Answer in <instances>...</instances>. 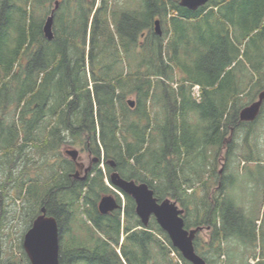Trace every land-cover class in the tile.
<instances>
[{
  "label": "trees",
  "instance_id": "1",
  "mask_svg": "<svg viewBox=\"0 0 264 264\" xmlns=\"http://www.w3.org/2000/svg\"><path fill=\"white\" fill-rule=\"evenodd\" d=\"M55 2L48 41L42 26ZM131 10L111 0H0L2 186L32 208L29 227L42 207L56 220L59 264H189L153 218L140 223L127 195L123 206L117 195L116 210L98 212L100 198L113 193L112 160L121 178L179 204L185 229L209 230L206 264L225 253L232 261L223 245L245 239L246 228L227 203L232 178L215 168L222 148L230 168L226 137L255 122L238 115L264 88V0H210L196 12L177 0H141ZM155 20L165 25L162 36ZM64 146L97 159L84 179L60 153ZM195 181L203 195L193 199L185 187ZM193 245L197 253L196 237Z\"/></svg>",
  "mask_w": 264,
  "mask_h": 264
},
{
  "label": "rangeland",
  "instance_id": "2",
  "mask_svg": "<svg viewBox=\"0 0 264 264\" xmlns=\"http://www.w3.org/2000/svg\"><path fill=\"white\" fill-rule=\"evenodd\" d=\"M111 1L113 5H116V2H119L122 7L124 6V3H128L129 8L132 10L139 7L141 2V0ZM159 29L162 32L165 29V25L160 23ZM249 89L250 86H245L243 93L240 94L239 97L242 99V103L248 101L246 95L249 92ZM127 99L128 101H134L135 98L129 96ZM261 110V114L255 122L252 123V126L239 130L233 136L232 140L229 136L226 137L224 144H230L231 151L233 152V157L231 156L228 161L230 162V168L228 167L229 165H226V161L223 160V155L226 152L225 148L221 149L218 156L219 159L216 163L215 169L218 172V175L229 176L228 182H230L232 178L231 181H233V184H228V189L226 191L224 190L228 198L227 203H231L232 208L241 211L244 218L243 223L246 228L245 239L236 237V240L232 239L227 245L226 243H224V245L222 244L225 249L227 248V254L233 262L228 260L225 253V256H221L220 258L221 264H257L258 260L264 262V107H262ZM193 121L194 123L198 122L196 117H194ZM249 128L250 130L247 132V129ZM151 148L155 149V145L151 144ZM72 149L76 148L64 146L63 148H60V153L62 155L64 153V158L70 159V157L65 154V151ZM76 150L78 151V157L76 160L77 167L74 174L77 173V178H83L88 175L92 164L97 162L93 161V156H90L79 149ZM3 162V165L0 164V199L2 202L0 204V264H8L9 261L14 264H23L22 252L24 251L22 249V239L24 233L29 227L32 208L28 207V204L22 199H17L15 197L14 189H10L9 192L7 191L6 193V189H4L2 184H5L6 181L7 165L5 160H3ZM30 166L34 167L35 170L39 164H33L32 161ZM87 167L90 168L89 171L85 173L84 169ZM99 168L104 170V165L100 163ZM219 171L221 173H219ZM45 172L47 173V171ZM31 173L33 172L31 171ZM44 174L45 173L42 172V175ZM42 175L40 178H42ZM149 176L150 175L148 174V177ZM24 177H27L26 174L23 178ZM205 177H207V175H205ZM12 185L14 186V183ZM12 185H10V187H12ZM192 185V188L185 187L186 195L193 196V199L194 195L197 197L202 196L203 191L200 188L199 183L195 181ZM1 187H3L5 191ZM109 187L112 189L113 193H108L106 195L113 197L115 201L116 196L118 195L123 206L124 198L122 192L110 185ZM216 187L217 185H213L211 191ZM177 205L179 206V204ZM81 221L82 220L75 221V223L77 222L80 224ZM75 223L72 224V226L75 231H77L79 230V226H76L78 224ZM236 224L237 223L234 221V223H230V227H234ZM209 238V230L207 231V229L201 230L196 235L198 243L197 254L200 257H202V248H205V243L209 241ZM171 255L174 260L179 262L176 254L172 253ZM213 259L218 262L216 257H213Z\"/></svg>",
  "mask_w": 264,
  "mask_h": 264
},
{
  "label": "water",
  "instance_id": "3",
  "mask_svg": "<svg viewBox=\"0 0 264 264\" xmlns=\"http://www.w3.org/2000/svg\"><path fill=\"white\" fill-rule=\"evenodd\" d=\"M180 7L190 12H196L205 6L210 0H177ZM54 4L50 15L45 19L42 26L43 36L48 40L53 38V12L57 8ZM153 28L157 35H161L159 21L153 22ZM264 103V88L257 96V100L244 107L238 115L239 121L248 123L256 120ZM130 107L134 106L133 101H129ZM65 154L72 161L77 160L78 151L76 149L66 150ZM97 159H94V162ZM112 171L109 174V183L118 191L130 197L135 204V214L143 226H147L150 218H153L159 228L168 237L171 246L178 251L181 257L190 264H206L194 248L193 242L196 234L202 228L185 229L182 218L183 210L178 208L175 201L169 198L158 201L154 197L153 191L146 183H136L132 180H125L120 177L115 170L114 161L106 162ZM89 169L85 170L87 173ZM77 177V173L74 174ZM85 177L81 178L84 179ZM119 205L111 196L105 195L100 198L97 210L100 214L106 215L116 210ZM22 249L28 259L29 264H59V230L56 220L46 215L45 208H40V213L33 219L30 227L23 235Z\"/></svg>",
  "mask_w": 264,
  "mask_h": 264
},
{
  "label": "built area",
  "instance_id": "4",
  "mask_svg": "<svg viewBox=\"0 0 264 264\" xmlns=\"http://www.w3.org/2000/svg\"><path fill=\"white\" fill-rule=\"evenodd\" d=\"M191 95L195 100H199L200 99V88L197 85H193L191 87Z\"/></svg>",
  "mask_w": 264,
  "mask_h": 264
},
{
  "label": "flooded vegetation",
  "instance_id": "5",
  "mask_svg": "<svg viewBox=\"0 0 264 264\" xmlns=\"http://www.w3.org/2000/svg\"><path fill=\"white\" fill-rule=\"evenodd\" d=\"M77 157H78V156H77ZM75 163H76V167H77V162H75ZM87 168L89 169L90 167H87ZM87 168H86V169H87ZM86 169H84V172H85ZM87 172H88V171H87Z\"/></svg>",
  "mask_w": 264,
  "mask_h": 264
},
{
  "label": "bare ground",
  "instance_id": "6",
  "mask_svg": "<svg viewBox=\"0 0 264 264\" xmlns=\"http://www.w3.org/2000/svg\"><path fill=\"white\" fill-rule=\"evenodd\" d=\"M108 182H109V175H108Z\"/></svg>",
  "mask_w": 264,
  "mask_h": 264
}]
</instances>
